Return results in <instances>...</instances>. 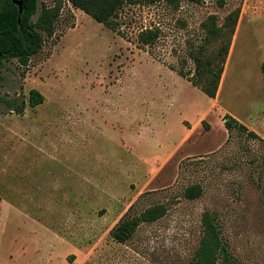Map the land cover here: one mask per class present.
<instances>
[{
  "label": "rangeland",
  "instance_id": "obj_1",
  "mask_svg": "<svg viewBox=\"0 0 264 264\" xmlns=\"http://www.w3.org/2000/svg\"><path fill=\"white\" fill-rule=\"evenodd\" d=\"M42 4L60 5L54 33L26 66L0 67V264H189L205 211L230 264H264V0H126L116 30L67 0ZM236 9L212 98L177 71L192 69L202 24ZM145 28L158 31L149 45ZM226 113L260 138L228 131ZM132 204L163 213L117 242Z\"/></svg>",
  "mask_w": 264,
  "mask_h": 264
},
{
  "label": "trees",
  "instance_id": "obj_2",
  "mask_svg": "<svg viewBox=\"0 0 264 264\" xmlns=\"http://www.w3.org/2000/svg\"><path fill=\"white\" fill-rule=\"evenodd\" d=\"M22 10L12 0H0V67L3 60L15 59L19 65L26 66L32 55L42 47L44 34L51 36L55 30V22L60 13V5L42 4L38 12V0H19ZM72 6L81 9L93 19L103 23L108 28L116 30L118 21L116 17L126 0H67ZM146 3L163 1L168 4H177L179 0H144ZM238 9L229 13L224 23L217 25L214 16L204 22L205 34L203 38L192 46L187 57L193 67L189 70L178 69V74L201 89L207 96L214 98L218 91L224 65L229 53L231 39L235 30L238 17ZM34 16L35 19H34ZM158 37L157 29L145 28L138 33L139 44L149 45ZM220 39L218 46L214 48L212 41ZM1 78V73H0ZM43 101V95L35 88L28 93V104L33 107ZM22 104L14 107L15 111H22ZM223 122L229 131L236 128L245 131L249 136L259 135L248 129L245 124L226 113ZM264 143V139H262ZM200 193L199 185H190L184 191V195L190 199ZM132 204L125 215L118 220L109 230V235L117 242H125L135 232L140 222L154 221L163 213L160 205H153L144 209L138 216L129 215L133 209ZM202 235L198 247L189 264H217L221 258V264H230V252L227 244L222 240L215 216L208 211L201 217Z\"/></svg>",
  "mask_w": 264,
  "mask_h": 264
},
{
  "label": "bare ground",
  "instance_id": "obj_3",
  "mask_svg": "<svg viewBox=\"0 0 264 264\" xmlns=\"http://www.w3.org/2000/svg\"><path fill=\"white\" fill-rule=\"evenodd\" d=\"M235 38H236V35L234 36L233 41H232V43H231V46H230V49H229V53H228V57H229L230 54L232 53V50H233V47H234V44H235ZM223 79H224V75L222 74L221 82L219 83V87H218V89L221 88V85H222V81H223Z\"/></svg>",
  "mask_w": 264,
  "mask_h": 264
},
{
  "label": "water",
  "instance_id": "obj_4",
  "mask_svg": "<svg viewBox=\"0 0 264 264\" xmlns=\"http://www.w3.org/2000/svg\"><path fill=\"white\" fill-rule=\"evenodd\" d=\"M18 7H19V11L22 10V6L19 0H12Z\"/></svg>",
  "mask_w": 264,
  "mask_h": 264
},
{
  "label": "crops",
  "instance_id": "obj_5",
  "mask_svg": "<svg viewBox=\"0 0 264 264\" xmlns=\"http://www.w3.org/2000/svg\"><path fill=\"white\" fill-rule=\"evenodd\" d=\"M224 69H225V66H224ZM223 72H224V70H223ZM223 74V73H222ZM221 78H222V76H221ZM220 82H221V79H220ZM217 93H218V91H217Z\"/></svg>",
  "mask_w": 264,
  "mask_h": 264
}]
</instances>
